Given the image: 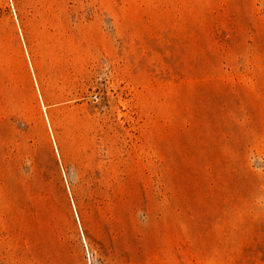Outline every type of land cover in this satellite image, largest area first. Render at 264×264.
<instances>
[{
    "label": "rangeland",
    "instance_id": "374dc122",
    "mask_svg": "<svg viewBox=\"0 0 264 264\" xmlns=\"http://www.w3.org/2000/svg\"><path fill=\"white\" fill-rule=\"evenodd\" d=\"M0 264H264V0H0Z\"/></svg>",
    "mask_w": 264,
    "mask_h": 264
},
{
    "label": "built area",
    "instance_id": "2783aa9c",
    "mask_svg": "<svg viewBox=\"0 0 264 264\" xmlns=\"http://www.w3.org/2000/svg\"><path fill=\"white\" fill-rule=\"evenodd\" d=\"M85 245V244H84ZM85 248H86V246H85Z\"/></svg>",
    "mask_w": 264,
    "mask_h": 264
}]
</instances>
